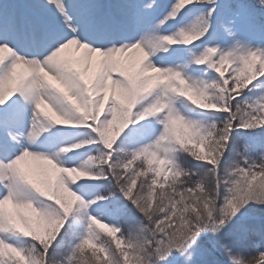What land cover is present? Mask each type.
<instances>
[{
	"label": "snow or ice",
	"instance_id": "obj_1",
	"mask_svg": "<svg viewBox=\"0 0 264 264\" xmlns=\"http://www.w3.org/2000/svg\"><path fill=\"white\" fill-rule=\"evenodd\" d=\"M0 264H264V0H0Z\"/></svg>",
	"mask_w": 264,
	"mask_h": 264
}]
</instances>
